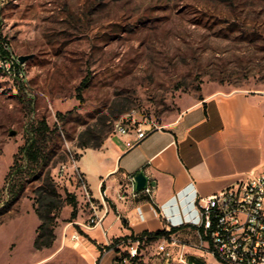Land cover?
<instances>
[{
  "label": "rangeland",
  "instance_id": "1",
  "mask_svg": "<svg viewBox=\"0 0 264 264\" xmlns=\"http://www.w3.org/2000/svg\"><path fill=\"white\" fill-rule=\"evenodd\" d=\"M0 42V264L101 262L74 246L70 235L81 225L69 220L66 202L54 243L33 244L42 179L31 163L7 173L43 119L51 128L46 170L63 196L76 193L79 208L77 171L61 166L69 149L78 159L81 139H104L117 121L167 124L215 91L264 90V0H0ZM157 242L141 246L138 264H185L164 257Z\"/></svg>",
  "mask_w": 264,
  "mask_h": 264
},
{
  "label": "crops",
  "instance_id": "2",
  "mask_svg": "<svg viewBox=\"0 0 264 264\" xmlns=\"http://www.w3.org/2000/svg\"><path fill=\"white\" fill-rule=\"evenodd\" d=\"M130 137L113 133L97 147L81 148L77 165L94 199L106 202L107 212L101 226L81 225L85 234L79 243L100 264H114L119 251L103 246L114 237L175 227L174 233L187 243L185 256L175 258L185 264H218L198 246L202 226L195 199L264 167V90L215 91L132 145L126 143ZM140 171L153 185L152 194L140 191L120 198L127 174ZM89 212L79 203L76 223Z\"/></svg>",
  "mask_w": 264,
  "mask_h": 264
},
{
  "label": "built area",
  "instance_id": "3",
  "mask_svg": "<svg viewBox=\"0 0 264 264\" xmlns=\"http://www.w3.org/2000/svg\"><path fill=\"white\" fill-rule=\"evenodd\" d=\"M10 62L20 64L14 57ZM149 130L143 127L130 129L125 123L117 121L113 132L131 135L126 143L132 145L144 138ZM69 163L77 171L79 187L90 209L88 217L80 225L86 228L101 226L107 212L106 202H92L89 185L77 165L75 152L70 149L67 161L61 166L63 172ZM140 191L151 195L153 185L146 182L141 189H137L135 173H129L119 197H135ZM195 203L201 216L202 231L198 241L201 249L209 252L218 264H264V167L249 170L244 179L213 193L197 194ZM81 237L76 228L70 235L76 245ZM139 242V239H128L126 254H117L119 263L126 264L130 257L137 255ZM186 244L172 231L158 239L157 249L166 257L185 256ZM188 264L195 263L188 261Z\"/></svg>",
  "mask_w": 264,
  "mask_h": 264
},
{
  "label": "trees",
  "instance_id": "4",
  "mask_svg": "<svg viewBox=\"0 0 264 264\" xmlns=\"http://www.w3.org/2000/svg\"><path fill=\"white\" fill-rule=\"evenodd\" d=\"M0 50L3 53L6 52V49L1 42H0ZM85 83L86 81L83 79L81 81V84L78 86V89L80 90L82 87H84ZM41 125H42L41 128L35 129V131L32 132L31 135H29L26 138L25 142L19 147L17 156L21 154L23 156L21 159L22 161H20L17 157H15L13 160V164L11 165L7 173L9 174L8 177L12 176L16 168L21 167L26 163H31L35 165V170H37L34 178L42 179L40 183L35 185L34 187L35 195L33 197L34 209L40 220L36 227V234L33 240L34 246L38 249L43 247H50L54 243L56 239V233H55L56 221L64 202L70 204L71 206L69 220L76 219L79 211L78 198L76 193L68 189H64L65 196H63L62 193L59 192L55 184V181L52 178L50 170L49 169L46 170V165L48 161H47V157H45L46 156L45 148L47 146L43 145L42 143H44V140L47 139L46 130L51 128L44 119L41 121ZM102 141L103 139L101 136L97 137L94 141H92L91 139L83 138L79 141V144L81 147H86V146L97 147L102 143ZM23 187H24V183L20 185L19 192L22 190ZM82 198H83L82 202L80 201L79 203L86 204L89 207L88 202L86 201L83 194H82ZM75 226L77 227V229H79L81 233L85 234V232L81 227H79L77 224ZM175 229H176L175 227H171L169 230L160 229L152 232L145 231L140 234L130 233V234L114 237L110 243L104 244L103 246L114 247L117 251L126 254L125 244L128 241V239H132V240L139 239L140 242H139L137 255L130 257L129 261L126 263V264H138L141 254L140 251L141 246L144 243L158 240L161 237L168 235L170 232L174 231ZM103 246H99V249H101V247ZM163 256L166 257L165 255ZM115 262L116 264H119L118 255H116Z\"/></svg>",
  "mask_w": 264,
  "mask_h": 264
},
{
  "label": "water",
  "instance_id": "5",
  "mask_svg": "<svg viewBox=\"0 0 264 264\" xmlns=\"http://www.w3.org/2000/svg\"><path fill=\"white\" fill-rule=\"evenodd\" d=\"M31 55H32L31 53H29V54H21V55H19V60L20 61H24L28 57H30ZM10 132L11 133H15L14 130H11ZM135 180H136V188L137 189H141L146 184L147 177L142 171H140V172H137L135 174Z\"/></svg>",
  "mask_w": 264,
  "mask_h": 264
},
{
  "label": "bare ground",
  "instance_id": "6",
  "mask_svg": "<svg viewBox=\"0 0 264 264\" xmlns=\"http://www.w3.org/2000/svg\"><path fill=\"white\" fill-rule=\"evenodd\" d=\"M92 202H97L95 199H94V197L92 196ZM180 258L182 257V256H179Z\"/></svg>",
  "mask_w": 264,
  "mask_h": 264
}]
</instances>
